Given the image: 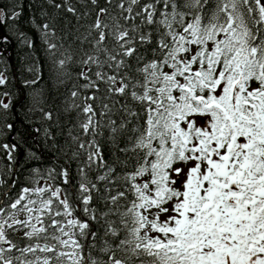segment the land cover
Here are the masks:
<instances>
[{
	"label": "snow or ice",
	"instance_id": "6c2138e0",
	"mask_svg": "<svg viewBox=\"0 0 264 264\" xmlns=\"http://www.w3.org/2000/svg\"><path fill=\"white\" fill-rule=\"evenodd\" d=\"M10 37L0 264H264V0H0Z\"/></svg>",
	"mask_w": 264,
	"mask_h": 264
},
{
	"label": "trees",
	"instance_id": "16d2710c",
	"mask_svg": "<svg viewBox=\"0 0 264 264\" xmlns=\"http://www.w3.org/2000/svg\"><path fill=\"white\" fill-rule=\"evenodd\" d=\"M30 35H32L30 33ZM0 52L3 53L0 56V70H3L4 61L7 62L8 76L10 85H13V90L17 93V104L16 107L21 109L17 114L18 121H23L25 114L27 113V106L29 104L28 89L23 86L22 81L24 78L29 77V73L25 70V63L30 61H25L23 58L26 56L28 50L20 45L16 39L9 38L8 44L5 46L2 40H0ZM42 59L43 52L40 49L39 41L37 40V51L33 53L32 59ZM45 77L47 78V70L45 69ZM48 87L51 88V81L48 82ZM57 94L53 89L51 91V96L55 97ZM18 127L20 124L18 123ZM26 127V125H24ZM35 143V142H34ZM36 149L42 151L40 144L36 143Z\"/></svg>",
	"mask_w": 264,
	"mask_h": 264
}]
</instances>
